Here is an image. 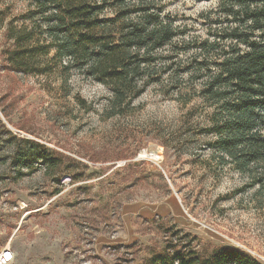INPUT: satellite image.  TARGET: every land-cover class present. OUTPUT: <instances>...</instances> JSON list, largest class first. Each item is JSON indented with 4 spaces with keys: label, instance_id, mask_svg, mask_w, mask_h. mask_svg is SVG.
<instances>
[{
    "label": "rangeland",
    "instance_id": "obj_1",
    "mask_svg": "<svg viewBox=\"0 0 264 264\" xmlns=\"http://www.w3.org/2000/svg\"><path fill=\"white\" fill-rule=\"evenodd\" d=\"M222 1H128L127 20L158 15L176 35L139 51L135 60L151 59L142 92L110 116V86L66 69L56 48L42 59L47 73L10 67L7 29L42 21L30 17L36 0H0V251L10 247L11 264H138L188 243L204 258L233 246L264 264V185L223 159L220 106L203 93L230 50L217 37L230 24ZM37 144L60 166L36 161L20 176L18 151ZM252 173L264 180V162Z\"/></svg>",
    "mask_w": 264,
    "mask_h": 264
},
{
    "label": "trees",
    "instance_id": "obj_2",
    "mask_svg": "<svg viewBox=\"0 0 264 264\" xmlns=\"http://www.w3.org/2000/svg\"><path fill=\"white\" fill-rule=\"evenodd\" d=\"M128 1L36 0L30 17L39 16L42 22L38 19L32 27L7 29V36L13 41L12 48L7 49L10 67L25 73H47L48 66L42 59L56 48L57 54L52 59L67 58L66 69L78 65L88 76L110 86L113 92L110 116L123 114L142 92L138 89L145 77L142 64L151 61L135 60L139 51L161 48L176 35L170 25L158 24V15L146 13L144 20H127L123 8ZM221 6L230 24L217 37L230 41V50L222 52L223 60L216 62L220 68L203 91L220 106L215 125L219 138L215 145L224 154V160L227 156L240 171L250 172L253 184L264 185V180L254 178L252 173L254 165L264 162V0H223ZM109 8L116 11L113 16H105ZM208 44L214 49L220 45L204 43ZM148 84L149 80H145L142 89ZM78 99L83 107L91 109L85 99ZM37 145L39 152L18 151L16 164L20 176L31 175L36 161L46 171H56L60 166V158ZM138 264L262 263L233 246L219 247L204 258L188 243L182 248L169 244Z\"/></svg>",
    "mask_w": 264,
    "mask_h": 264
},
{
    "label": "built area",
    "instance_id": "obj_3",
    "mask_svg": "<svg viewBox=\"0 0 264 264\" xmlns=\"http://www.w3.org/2000/svg\"><path fill=\"white\" fill-rule=\"evenodd\" d=\"M15 255L10 247H5L0 251V264H11L14 261Z\"/></svg>",
    "mask_w": 264,
    "mask_h": 264
},
{
    "label": "bare ground",
    "instance_id": "obj_4",
    "mask_svg": "<svg viewBox=\"0 0 264 264\" xmlns=\"http://www.w3.org/2000/svg\"><path fill=\"white\" fill-rule=\"evenodd\" d=\"M154 155V154H153Z\"/></svg>",
    "mask_w": 264,
    "mask_h": 264
}]
</instances>
